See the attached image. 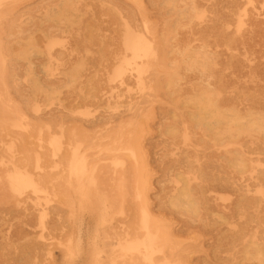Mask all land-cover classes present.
I'll return each instance as SVG.
<instances>
[{
  "label": "rangeland",
  "instance_id": "obj_1",
  "mask_svg": "<svg viewBox=\"0 0 264 264\" xmlns=\"http://www.w3.org/2000/svg\"><path fill=\"white\" fill-rule=\"evenodd\" d=\"M137 1L141 12L134 0H0V264H144L136 252L115 255L112 230L144 235L145 210L152 230L157 219L170 223L171 245L187 249L176 264H264V182L256 179L264 148L255 136L213 144L200 123L193 136L202 140L190 148L208 156L175 170L167 164L186 147L180 133L188 115L203 112L196 97L217 112L236 109L243 120L264 114V0ZM125 21L135 31L127 33ZM135 40L150 47L153 88L145 94L132 70L122 73L132 58L126 44ZM140 98L147 100L139 104V126L118 131L130 119L127 102ZM98 118L106 123L87 126ZM172 127L173 140L165 131ZM63 128L90 137L96 182L78 186L72 177L67 187L60 167L52 169L66 149L65 138L58 151L52 141ZM110 130L121 140L108 153ZM125 143L138 147L129 155ZM234 150L245 159L243 171L227 164L225 153ZM35 154L67 203L28 187ZM177 187L191 190L194 211L158 210V198ZM250 246L263 255L250 257Z\"/></svg>",
  "mask_w": 264,
  "mask_h": 264
},
{
  "label": "bare ground",
  "instance_id": "obj_2",
  "mask_svg": "<svg viewBox=\"0 0 264 264\" xmlns=\"http://www.w3.org/2000/svg\"><path fill=\"white\" fill-rule=\"evenodd\" d=\"M134 2L137 5V9L139 12H141V5L137 0H134ZM1 18V16H0ZM129 19L132 20L133 17L129 16ZM124 29H126L127 33H132L135 31V29L129 24V21H125ZM139 38H141L139 36ZM126 47H129L128 50L132 53V58L126 59L124 61L125 66L123 67L122 73H125L128 69L132 70L135 76L136 83H138V89L141 93H146V89L152 87L151 80L148 78L150 74L153 71L148 70L147 66V60L146 56L150 51V47L146 42H141L140 40H135L130 42L129 44H126ZM158 64H161L160 60H157ZM163 66V65H161ZM129 70V71H130ZM124 75L121 74L120 77ZM166 80V83H169L171 81V78L169 76L164 78ZM146 81L150 83L149 86H147ZM154 86V85H153ZM156 87L160 88V84H156ZM153 88V87H152ZM155 88V86H154ZM150 94V91L148 92ZM147 98H140L139 100H133L127 102V107L124 109L125 115L129 116V121L127 122L128 125H120L119 130L123 128H131V130H134L137 125L136 124V117L140 115L141 107L139 104L145 103ZM196 102L203 101V105H197L196 110L203 111L202 113H198L197 111L192 112L188 115V121H190L187 126H183L182 131L180 133L182 142L184 145H186L185 148L182 149V151L175 153L169 158L167 164H170L171 168L173 167L175 170V166L178 169V166H186L188 167L190 164L193 165L195 162L198 163V160L200 158H205L208 156L207 153H203L202 155L198 154L196 152L197 149L190 148L191 146H194L197 141H201V137H194L193 134H195L198 126L201 124H205L207 128L208 140H213V144L216 141L224 142L225 139L226 142L223 143V145L226 144H235L238 143L241 136H255L256 143L264 148V114H258V113H247L246 116H248L247 120H243V115L238 112V110H233L230 113L226 112H217L216 108H213V102L210 101L208 98L204 97H196ZM146 104L145 106H147ZM169 111V110H168ZM118 117H121L119 115ZM97 122L96 120H90V122L87 124L89 127H96L100 124L106 123V121L102 118H98ZM132 123V124H130ZM17 124H22L19 121ZM130 124V125H129ZM201 128V126H200ZM205 129V128H204ZM166 133L170 136V138L173 140L177 137V133L174 127L172 129L166 128ZM63 134L55 136L52 141L53 144L58 151L62 148L63 140L62 138H65V152L62 153L61 157L58 160L57 164H51L52 169L60 167V177L62 176L64 181L66 182V186H71L72 184V177L75 179V183L79 185H84L86 183H94L97 180V170H98V158H95L94 156H90L88 150L92 148V143L90 142V137H88L83 130H74L71 132H68L63 128ZM79 132V133H78ZM109 132H113L108 137V141L106 148V151L109 153L110 149H117L116 143H118L121 139V134H119V139L116 138L117 131L110 130ZM123 132V131H122ZM73 135V136H67ZM77 135V136H76ZM73 139H72V138ZM110 138V139H109ZM126 138L122 136V139ZM204 140V139H203ZM128 144V140H124ZM109 143V144H108ZM125 143L126 150L132 152V146L138 147L137 144H130L129 146ZM250 143H254V141H250ZM106 145V144H105ZM113 146V148H112ZM119 146V145H118ZM60 153V152H59ZM59 153H52L53 155H57ZM186 153H192V155H188ZM227 155L226 161L227 164L238 170L243 171V165L245 159L240 157L238 155V152L236 150L228 151L225 153ZM234 154V155H233ZM130 155V152H129ZM225 156V155H224ZM112 159V157L110 158ZM43 158L35 154L34 157V169L37 171V174L34 176L30 175V172H28L26 169V173L29 175V185L28 187L32 189L34 192H42L47 198L53 197L57 200H61V203L65 204L67 203V200L64 198V191L63 189L59 188L58 186L54 187V179L49 175V172L44 169L42 165ZM182 164V165H181ZM27 165V164H25ZM163 165V164H162ZM175 165V166H174ZM23 167V164L21 165ZM172 168V169H173ZM167 169V168H166ZM169 170V169H168ZM256 179L264 182V172L261 171L257 176ZM73 185V184H72ZM62 187V186H61ZM192 192L188 187L180 188L177 187L175 190L171 193L165 194V200H160L158 198V206L157 209H161V207H173L174 209L178 210L179 212L181 210L183 211H194V205L192 203L191 199ZM37 211H40V213L37 214V223L43 228V214L41 213V210L38 208ZM143 212V219H141L140 225L138 228L144 233V235H133L130 236V232L127 228L120 227V231L113 229L112 230V239H115L117 246L119 248V253L115 254L118 257L125 258L126 256H129L128 258H133V253L136 252V255L143 258L144 264H172L169 261H161L156 262L152 258L154 256H158L159 258H173L174 263L176 264L178 261V258H187V252H185L187 249L181 248L179 251L176 249L175 245H171L172 242H174V230L172 227H170V223L163 222L160 219L156 220V223L154 225V228L152 230L151 224H150V215L148 214V211H142ZM158 216V215H155ZM45 226V225H44ZM79 227L76 228V240L80 243V236L78 230ZM122 232V233H121ZM30 233L29 231L26 233ZM68 242L71 243V237L68 238ZM184 252V253H181ZM69 253L71 256H73L75 252H71L69 250ZM245 253H248L250 257H255L259 255H263L262 248H257L256 246H250L248 250H245ZM114 258V257H113Z\"/></svg>",
  "mask_w": 264,
  "mask_h": 264
}]
</instances>
